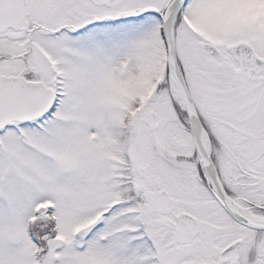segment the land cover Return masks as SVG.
I'll return each instance as SVG.
<instances>
[{
	"label": "rangeland",
	"instance_id": "rangeland-1",
	"mask_svg": "<svg viewBox=\"0 0 264 264\" xmlns=\"http://www.w3.org/2000/svg\"><path fill=\"white\" fill-rule=\"evenodd\" d=\"M166 1L137 0V7ZM184 11L202 40L223 50L213 60L181 26L178 49L191 97L221 139L245 140L241 131L261 136L258 91L248 110L236 104L244 83L225 46L243 39L264 57V0H190ZM147 29L135 31L136 58L121 50L117 65L112 52L90 45L49 47L64 68L56 73L66 77L45 86L56 94L50 114L0 131V264H153L139 226L168 218L143 204L148 182L165 191L177 211L197 203L187 118L170 89L173 78L164 81L155 25ZM228 81L229 88H219ZM151 113L156 131L149 129Z\"/></svg>",
	"mask_w": 264,
	"mask_h": 264
},
{
	"label": "flooded vegetation",
	"instance_id": "flooded-vegetation-1",
	"mask_svg": "<svg viewBox=\"0 0 264 264\" xmlns=\"http://www.w3.org/2000/svg\"><path fill=\"white\" fill-rule=\"evenodd\" d=\"M1 1L0 19L6 22L0 23V69L3 72L0 73V79L20 77L29 83L43 86L65 81L66 77L56 73L58 69L64 68L60 64L56 66V60L48 54L53 43L59 45L74 42L77 47L90 45L99 50H108L112 52L113 64L117 65L121 50L130 51L136 58L137 45L132 47V40H136L135 31L145 28L147 33L148 26L155 25V34L161 40L165 56L164 81H169L163 22L173 0L159 6L149 4L138 7L137 0H21L23 2L18 5L14 1L10 3V0ZM189 1L186 0L174 18L172 40L178 71L190 94L188 73L178 49L181 26L198 39V48L213 60H219L223 50L202 40L196 27L184 18L185 6ZM128 41L131 43L126 44ZM240 41L249 43L242 39L231 44ZM201 44L215 47L219 58L206 53ZM226 53L237 70L236 75L244 83L242 96L236 104L248 110L250 97L257 90L256 106L261 114L257 121L264 127V66L258 76L249 80L240 74L238 64ZM230 84L228 81L225 84L218 83V86L227 88ZM191 99L208 141L207 153L226 199L220 195L216 182L204 172L193 147L194 161L191 163L194 168V184L198 190L197 203L177 211L173 199L165 191L159 190L156 183L149 181V193H166L172 205L168 212L158 211L144 199V193L143 204L168 219L141 222L139 233L149 242L153 264H264V131L261 136L241 131L245 140H223L211 128L207 116L203 115L193 97ZM220 158L224 162L219 164ZM128 177L132 187L131 172ZM135 201L139 202L136 196ZM228 209L236 215L240 210L246 211L255 220L241 217L245 222H240ZM183 213L194 220L187 218L178 221L177 217Z\"/></svg>",
	"mask_w": 264,
	"mask_h": 264
},
{
	"label": "water",
	"instance_id": "water-1",
	"mask_svg": "<svg viewBox=\"0 0 264 264\" xmlns=\"http://www.w3.org/2000/svg\"><path fill=\"white\" fill-rule=\"evenodd\" d=\"M11 1H14L16 5L23 2L21 0H10V3ZM185 2L186 0H174L163 22V37L167 50V68L170 77H172L177 84L180 101L188 120V130L202 168L204 172L216 182L220 195L226 199L219 185L216 171L210 161L209 155L202 148L198 138L194 134V128L202 130L201 123L185 82L178 71L177 57L172 40V23ZM1 4L2 1L0 0V5ZM2 22L6 21L0 19V23ZM201 48L212 57L216 59L219 58V52L212 45L201 44ZM226 51L238 64V69L242 76L249 80H253L261 73L262 67L264 66V58L258 56L249 43L240 41L235 44H230L226 47ZM55 101V92L52 89L44 88V86L39 83H29L20 77H5L0 79V130L3 129L8 122H34L41 119L52 110ZM149 129L151 131H156L158 129V123L153 113L150 114ZM144 198L158 211L168 212L171 210L172 201L164 192L145 193ZM40 210L45 211L44 209ZM228 212L236 220L243 223L245 222L239 215H236L230 209H228ZM41 213H39V215ZM187 218L193 219L190 215L185 213L177 217L178 221H183Z\"/></svg>",
	"mask_w": 264,
	"mask_h": 264
},
{
	"label": "bare ground",
	"instance_id": "bare-ground-1",
	"mask_svg": "<svg viewBox=\"0 0 264 264\" xmlns=\"http://www.w3.org/2000/svg\"><path fill=\"white\" fill-rule=\"evenodd\" d=\"M169 84H170V89H171L173 95L177 98V100L180 101V95H179V91H178V87H177L176 82L174 80H171ZM193 131H194V134L196 135V137L198 138V140L200 142V145L207 152L208 141H207V138H206L204 132L201 129H198V128H194ZM238 215L240 217H242L243 219H246V220H251V221L255 220L246 211H241L240 210V211H238Z\"/></svg>",
	"mask_w": 264,
	"mask_h": 264
},
{
	"label": "trees",
	"instance_id": "trees-1",
	"mask_svg": "<svg viewBox=\"0 0 264 264\" xmlns=\"http://www.w3.org/2000/svg\"><path fill=\"white\" fill-rule=\"evenodd\" d=\"M183 111H184V110H183ZM184 114H185V113H184ZM132 195H133V197H134V194H133V193H132ZM134 198H135V197H134ZM27 229H28V233H29V235L33 238V240H35V241L38 240L37 237H36V234H37L36 229L34 230L32 223L28 225ZM34 232H36V233L34 234ZM35 238H36V239H35Z\"/></svg>",
	"mask_w": 264,
	"mask_h": 264
}]
</instances>
